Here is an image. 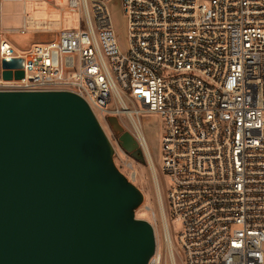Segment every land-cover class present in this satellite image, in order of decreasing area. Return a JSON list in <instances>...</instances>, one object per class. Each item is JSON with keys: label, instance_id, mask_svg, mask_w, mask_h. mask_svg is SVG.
Instances as JSON below:
<instances>
[{"label": "built area", "instance_id": "obj_1", "mask_svg": "<svg viewBox=\"0 0 264 264\" xmlns=\"http://www.w3.org/2000/svg\"><path fill=\"white\" fill-rule=\"evenodd\" d=\"M108 2L68 0L79 26L23 52L0 33V91L81 96L121 172L134 158L108 117L130 128L125 117L144 149L140 116L158 113L167 198L180 225L178 250L168 219L162 230L170 264H264V0H122L126 51ZM13 58L23 65L11 70L24 77L4 79L2 60ZM151 223L148 264H166Z\"/></svg>", "mask_w": 264, "mask_h": 264}, {"label": "water", "instance_id": "obj_2", "mask_svg": "<svg viewBox=\"0 0 264 264\" xmlns=\"http://www.w3.org/2000/svg\"><path fill=\"white\" fill-rule=\"evenodd\" d=\"M22 60H2L20 79ZM120 145L145 163L117 116ZM88 103L66 90L0 91V264H148L152 223Z\"/></svg>", "mask_w": 264, "mask_h": 264}, {"label": "rangeland", "instance_id": "obj_3", "mask_svg": "<svg viewBox=\"0 0 264 264\" xmlns=\"http://www.w3.org/2000/svg\"><path fill=\"white\" fill-rule=\"evenodd\" d=\"M2 3L0 16L2 17L4 28L22 26V23L21 25L19 24L21 22L20 18L22 19L24 11L28 14L27 34L23 35L15 30L6 31L4 34L12 44L21 50L31 43L30 47L41 43L42 39L55 37L56 32L61 28L70 29L79 26L81 14L69 10L68 0H29L26 3L22 0H3ZM108 8L119 46L123 51H126L129 45L128 20L123 9V2L122 0H109ZM82 17L84 18L83 14ZM41 28L46 29L48 32L39 31ZM122 119L124 123L132 128L125 117ZM119 120L124 130L131 132L130 128L123 124L120 118ZM140 127L143 131L153 166L155 165V170L149 158L145 163L129 158L134 168L132 170L123 169L122 172L140 190L143 196L142 201L134 209L135 217L157 224L160 233V250L165 254L166 264H170L162 230L164 225L167 228L166 219H168L171 234L178 250L177 232L180 225L171 217L167 198L170 181L162 170L161 137L163 119L158 113L143 114L140 116Z\"/></svg>", "mask_w": 264, "mask_h": 264}, {"label": "crops", "instance_id": "obj_4", "mask_svg": "<svg viewBox=\"0 0 264 264\" xmlns=\"http://www.w3.org/2000/svg\"><path fill=\"white\" fill-rule=\"evenodd\" d=\"M5 1V0H4ZM12 1V0H11ZM15 1V0H14ZM24 3H26L27 1H29V0H22ZM3 4V3H2ZM27 16H28V14H27V12H25L24 11V13L22 14V19L20 18V20H21V22L19 23L20 25H21V23H22V26H23V24L25 23L26 24V27H27ZM22 26H18L17 28H13V27H7V28H4V26H3V23H2V17L0 16V29H1V34L4 36V34H5V32L7 31V32H10V31H13V30H15V31H17V33H20L19 32V29L22 27ZM61 29H63V28H61ZM60 29V30H61ZM39 31H46V32H48L46 29H44V28H41ZM59 31V30H58ZM58 31L56 32V36H57V33H58ZM28 32V31H27ZM27 32L25 33V34H27ZM34 34V33H33ZM24 35V34H23ZM56 36L54 37H51V38H49V39H42L41 40V43H44V42H49V41H51V40H53V39H55L56 38ZM5 37V36H4ZM6 38V37H5ZM7 39V38H6ZM8 40V39H7ZM9 41V40H8ZM12 44V43H11ZM13 46H14V48L17 50V51H20V52H23V51H26V50H28L29 48H31L30 46L32 45V43L30 44V45H28V46H25V48L23 49V50H21V49H19L17 46H15L14 44H12Z\"/></svg>", "mask_w": 264, "mask_h": 264}, {"label": "bare ground", "instance_id": "obj_5", "mask_svg": "<svg viewBox=\"0 0 264 264\" xmlns=\"http://www.w3.org/2000/svg\"><path fill=\"white\" fill-rule=\"evenodd\" d=\"M140 134L144 137L143 133L140 131ZM143 144H144V150H146L145 152L147 153L148 155V158H149V161L151 163V165L153 166V162H152V159H151V155L149 153V149H148V146H147V143H146V140L143 141ZM154 168V166H153ZM173 258V257H172Z\"/></svg>", "mask_w": 264, "mask_h": 264}, {"label": "flooded vegetation", "instance_id": "obj_6", "mask_svg": "<svg viewBox=\"0 0 264 264\" xmlns=\"http://www.w3.org/2000/svg\"><path fill=\"white\" fill-rule=\"evenodd\" d=\"M137 142H138V141H137ZM138 145H139V148H140V150H141L142 155L144 156V158H145L146 161H147L148 157H147V155H146L145 150L142 148V146L140 145L139 142H138ZM154 170H155V169H154ZM154 174H155V173H154Z\"/></svg>", "mask_w": 264, "mask_h": 264}]
</instances>
